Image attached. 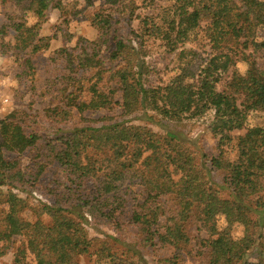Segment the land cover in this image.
<instances>
[{
    "label": "trees",
    "instance_id": "trees-1",
    "mask_svg": "<svg viewBox=\"0 0 264 264\" xmlns=\"http://www.w3.org/2000/svg\"><path fill=\"white\" fill-rule=\"evenodd\" d=\"M14 1L21 11L38 18L32 26L25 22L12 24L16 46H31L33 52L48 47L49 42L44 41L47 38H39L38 42L36 38L49 0ZM163 17L165 24L153 28L174 51L207 20L210 26L207 35L215 54L204 63L205 59L194 50L182 49L180 72L166 83L148 85L146 62L137 57L139 51L132 40L115 29L111 57L118 59L119 65L110 68L107 88L94 83L89 88L92 96L88 101L77 102L72 98L67 107L55 105L47 109V115L54 121L67 118L73 109L81 118L88 111L114 104L122 109L120 119L105 116L99 125L77 124L63 134L64 147L76 160L70 169L76 184L73 202L63 205L59 199L42 204L35 221L21 215L25 199L13 190H1L7 173L19 166V160L8 159L3 149L24 152L36 144L38 135L26 133L14 120L0 121V197L8 204V209L0 214V241L6 245L13 237H26L25 246L16 255L17 264H72L77 255L89 253L93 238L86 225L92 216L115 229L121 225L117 213L124 210L125 195L130 193V187L123 189L128 174L130 181L138 178L145 189L143 200L135 201L128 221L142 229L146 245L179 247L188 243L186 222L196 213L201 229L208 234L201 239L209 247L208 264H264V126L248 123L252 112L264 108V68L253 59L245 74L234 70L228 87L218 88L222 73L235 62L232 53L225 50L226 42L232 37L249 36L255 24L264 27V0H174ZM99 21L107 42L111 21L103 16ZM25 64L32 74L35 71L32 56L25 59ZM78 64L85 68L96 66L82 58ZM112 80L118 88L109 86ZM117 91L121 96L116 100ZM140 111L162 130L130 123L129 117ZM208 111L214 112L212 130L219 136L220 146L233 139L234 131L246 129L236 137V159H229L224 152L211 158L213 170L226 171L223 181L230 190L227 196L208 185L203 164L189 147L185 134L163 122L181 123L184 118L200 117ZM149 112L154 115H148ZM155 114L160 117L158 120ZM97 180L100 183L95 191L90 194V190H84L88 182L96 184ZM163 196L174 197L165 221L161 220L167 213ZM43 214L51 217L50 224L40 219ZM235 224L243 226V236L233 235ZM5 247L9 245L0 247V256L6 253ZM27 251L34 254L33 259L26 260ZM252 251L256 253L255 261L250 260ZM106 253L107 264H136L118 258L111 248L99 249V254ZM174 261L171 260L172 264H178Z\"/></svg>",
    "mask_w": 264,
    "mask_h": 264
},
{
    "label": "rangeland",
    "instance_id": "rangeland-1",
    "mask_svg": "<svg viewBox=\"0 0 264 264\" xmlns=\"http://www.w3.org/2000/svg\"><path fill=\"white\" fill-rule=\"evenodd\" d=\"M50 5L46 17L38 26L39 38H47L48 47L33 52L32 47L19 48L16 46V31L12 27L15 22H25L28 26L37 23L38 18L31 12L21 11L14 0H0V93L8 98L7 102L0 101V121L14 120L19 123L26 133H36V144L24 152L7 151L4 154L8 159L19 160L18 169L7 173V181L1 187L3 192L13 190L25 199V208L21 215L31 221L39 218V207L44 203H53L62 200L63 205L73 202V189L76 184L71 178V168L76 160L70 157L63 144V134L79 124L99 125L102 117L109 116L121 118L122 109L113 105L98 111L84 113V118L74 112L67 118L56 121L47 115V109L55 105L67 107L72 98L77 102L90 99V86L98 83L99 87L107 88L110 68L119 65L118 59L111 57L114 49V32L128 40H132L138 49L137 57L143 59L149 70L148 85H161L168 82L180 72L181 59L179 52L182 49H192L197 56L207 62L216 50L210 41L207 31L208 21L203 20L190 32L185 43L179 45L174 51L167 45L153 26L164 25L165 12L172 6L174 0H49ZM103 16L111 21L110 31L106 35L107 42L102 34L99 17ZM2 26H6L2 29ZM39 44H43V41ZM227 52L232 53L235 60L230 69L221 75L219 89L228 87L235 71L245 74L255 59L257 64L264 68V27L255 24L249 36L233 37L226 42ZM196 55V54H195ZM32 56L35 71L31 70L25 59ZM79 58L96 66L82 67L78 64ZM109 86L118 88L114 80ZM231 88V87H230ZM105 89V88H104ZM121 92L115 93V99H120ZM148 115H154L149 112ZM156 115V114H155ZM63 118V117H62ZM100 118V120H99ZM160 117L155 116L158 120ZM130 123L151 126L156 131L161 127L153 124L141 111L134 117H129ZM214 112L208 111L203 116L184 118L181 123L163 121L181 130L189 147L196 152L198 161L203 164L208 185L219 190L227 196L230 190L224 184L226 171L213 170L211 158L213 155L224 152L231 160L236 159V137L244 134L246 129L234 131L233 139L219 145V136L212 130ZM250 126H264V108L249 115ZM1 141V138H0ZM99 175L103 178V171ZM128 174L123 189L130 187V193L125 195L124 210L119 212L121 225L113 228L110 224L91 217L88 230L93 238V245L89 253L77 255L72 264H107L109 257L99 254L103 247L111 248L118 258L136 264H208L209 247L202 243V238L208 234L201 229L196 213L186 222V229L190 241L175 247L159 244H145L144 234L139 226L128 221V216L135 208V201L141 202L145 196V189L139 179L134 177L131 181ZM100 181V180H99ZM88 182L86 190L91 194L100 183ZM85 183V182H84ZM83 183V184H84ZM105 190V187L103 185ZM109 186H106L108 189ZM106 191V190H105ZM88 193V194H89ZM164 201L166 220L173 208L174 197H161ZM139 199V200H138ZM118 204V202H117ZM111 206V205H110ZM115 206V205H114ZM0 214L8 209L4 197H0ZM85 208L83 211L85 212ZM76 216L75 213H72ZM0 215V217H1ZM256 215V214H255ZM77 217V216H76ZM45 224L51 223V217L43 214L40 217ZM2 224L0 222V229ZM244 228L235 224L232 233L235 237L243 236ZM25 236H16L6 242L0 241V247H5L6 253L0 256V264H17L16 255L23 248ZM102 255V256H101ZM34 254L27 251L26 260L33 259ZM100 257V258H99ZM102 257V258H101ZM256 253L251 252L250 260L255 261Z\"/></svg>",
    "mask_w": 264,
    "mask_h": 264
},
{
    "label": "built area",
    "instance_id": "built-area-1",
    "mask_svg": "<svg viewBox=\"0 0 264 264\" xmlns=\"http://www.w3.org/2000/svg\"><path fill=\"white\" fill-rule=\"evenodd\" d=\"M0 101L5 103V102L8 101V98L4 97V96L0 93Z\"/></svg>",
    "mask_w": 264,
    "mask_h": 264
}]
</instances>
